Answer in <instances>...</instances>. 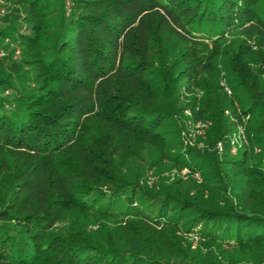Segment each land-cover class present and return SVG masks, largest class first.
I'll return each mask as SVG.
<instances>
[{"label":"trees","instance_id":"1","mask_svg":"<svg viewBox=\"0 0 264 264\" xmlns=\"http://www.w3.org/2000/svg\"><path fill=\"white\" fill-rule=\"evenodd\" d=\"M19 1L23 25L0 26L26 67L0 57V264L264 261V0ZM190 111L203 150L169 139ZM168 159L186 176L144 180Z\"/></svg>","mask_w":264,"mask_h":264},{"label":"rangeland","instance_id":"2","mask_svg":"<svg viewBox=\"0 0 264 264\" xmlns=\"http://www.w3.org/2000/svg\"><path fill=\"white\" fill-rule=\"evenodd\" d=\"M258 8L261 10L262 14H264V2L263 1L262 3L258 5ZM24 13H25L24 5L19 0H1L0 1V26L3 27V26L11 25V24L16 25V26L23 25L21 18ZM236 37H237V34L228 35V39L226 40V45L228 46V49L234 47ZM226 45L223 48H225ZM202 47L203 48L207 47L208 49L211 48L204 44L202 45ZM22 52H23L22 48H20L18 45L9 44L7 45V48L4 47L3 49H0V57L8 53H11L10 54L11 58H15L18 64L21 63V66H19L18 68L19 73H21L22 71L26 69V67L22 63V60L24 57ZM11 58H7V61L9 60L11 61L12 60ZM226 61H227V55L220 54L215 60V65H216L215 72H217L218 74H221L222 76L225 75V70H223V68H224V62ZM224 84H225L224 89L227 92V94L233 95V91L231 90V87L227 85L225 82ZM23 89L24 88L17 86L16 89L6 90V95H9V97L11 96L14 97L17 94L20 95L22 94ZM225 112L229 113V110L225 109ZM193 114L194 113L190 111V114L187 117L183 116V122L185 121V124L179 123L180 125L179 127H177L176 131H174V133L172 134L171 133L169 134L171 137L169 139L171 141L175 139V141L173 142V145L175 146V148L177 147V144H178L176 143L175 145V142H177L176 139H178V141L179 140L181 141L179 145L180 149H187V147L189 146H194L196 148H199L200 150H203L204 145H205L206 134L204 133L201 127H204L203 126L204 121L199 120L202 118L195 117ZM244 119H247V117H244ZM224 135L226 139L227 138L230 139L228 144L229 146H231L230 148L231 152L235 151L236 148H238L241 144L249 142L247 134L245 132V127L243 124L240 125L239 129L235 128L232 131L225 133ZM222 140L223 139H220V142L217 143L220 151H222V147H223V142L221 143ZM176 150L174 149V152ZM156 154H158L157 151L153 150L152 148L147 149L144 153V157H145L144 159H146L145 161L150 160L151 157H154ZM169 169L171 170L168 171ZM176 171L179 172L180 175L186 176L187 167L184 165H182L181 167L180 166L173 167L172 162L168 159L162 162L159 170L157 169L148 170L147 175L144 177L145 178L144 180L145 181L147 180L148 182H154V181L156 182V181H159L160 178H165L168 174L173 175V172H176ZM194 174L198 178L202 179V175L200 172L194 173ZM194 241L196 242V239H194ZM260 262H264V261H260ZM260 262L251 263L250 261H247V262H244V264L245 263L246 264H259Z\"/></svg>","mask_w":264,"mask_h":264},{"label":"built area","instance_id":"3","mask_svg":"<svg viewBox=\"0 0 264 264\" xmlns=\"http://www.w3.org/2000/svg\"><path fill=\"white\" fill-rule=\"evenodd\" d=\"M259 264H264V262H260Z\"/></svg>","mask_w":264,"mask_h":264}]
</instances>
